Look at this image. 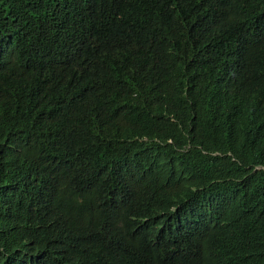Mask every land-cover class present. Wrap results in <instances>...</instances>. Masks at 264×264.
Instances as JSON below:
<instances>
[{
  "label": "trees",
  "instance_id": "trees-1",
  "mask_svg": "<svg viewBox=\"0 0 264 264\" xmlns=\"http://www.w3.org/2000/svg\"><path fill=\"white\" fill-rule=\"evenodd\" d=\"M70 7L65 0H0V180L14 171L29 203L0 213V264H148L125 238L127 216L115 207L121 197L135 189L160 193L167 176L180 172L183 189L199 187L207 173L242 177L227 154L244 156L237 125L249 128L253 146L264 155V123L227 106L201 105L202 88L175 81L167 52L149 55L147 46L135 42L119 52L118 68L109 48L54 58L65 36L48 35ZM169 15L179 31L159 14L157 26L140 27L143 43L189 36V13L176 8ZM250 55L244 52L238 62L248 104L264 92V56ZM25 73L31 81L12 96L9 83ZM114 147L134 160L144 149L145 171L123 172V162L121 172L111 170ZM116 182L118 189H112ZM219 184L231 193L239 181ZM107 196L94 233L70 243L44 236L52 228L44 223L55 212L77 216L82 204ZM96 252L100 259L92 261Z\"/></svg>",
  "mask_w": 264,
  "mask_h": 264
},
{
  "label": "clouds",
  "instance_id": "clouds-1",
  "mask_svg": "<svg viewBox=\"0 0 264 264\" xmlns=\"http://www.w3.org/2000/svg\"><path fill=\"white\" fill-rule=\"evenodd\" d=\"M65 1L67 7L71 5L70 10L48 35L65 36V45L54 58L109 48L113 51L112 63L118 68L119 52H127L126 43L135 42V46H147L149 55L167 52L175 81L186 89L202 88L201 105L217 110L227 106L264 123V92L257 101L246 103L250 92L239 82L242 61L238 64L244 52L253 58L264 56V0ZM176 8L190 15L189 36L168 38L158 45L143 43L140 27L157 26L159 14L179 31V22L169 15ZM132 67L131 74L135 73ZM31 78L32 74L25 73L13 79L10 94L14 96ZM250 133L249 128L238 124L237 137L244 156L227 152L236 167L232 169L243 173L240 178L228 172L218 177L207 173L199 187L183 189L185 175L180 172L175 177L167 176L160 193L135 189L129 197H121L115 207L127 216L125 238L147 257L148 264H264V155L253 146ZM115 149L111 156L117 159L111 170L121 172V162L123 172H144L147 168L144 149L137 160L119 152L117 155ZM17 177L12 171L7 179L0 180V213L29 206ZM28 179L32 180L31 173ZM219 182L238 184V189L227 193ZM118 184L114 183L112 189H118ZM176 188L178 193L174 192ZM108 203L109 196L84 203L77 216L55 212L44 223L46 227L52 225L44 236L70 243L83 234L94 233L95 219ZM99 259L100 254L94 253L92 261Z\"/></svg>",
  "mask_w": 264,
  "mask_h": 264
},
{
  "label": "bare ground",
  "instance_id": "bare-ground-1",
  "mask_svg": "<svg viewBox=\"0 0 264 264\" xmlns=\"http://www.w3.org/2000/svg\"><path fill=\"white\" fill-rule=\"evenodd\" d=\"M162 17V16H161ZM190 17V16H189ZM187 23V22H186ZM190 24V23H189ZM189 26V25H188ZM191 26V25H190ZM215 157H217V156H215ZM221 157V156H220ZM148 263V262H147Z\"/></svg>",
  "mask_w": 264,
  "mask_h": 264
}]
</instances>
